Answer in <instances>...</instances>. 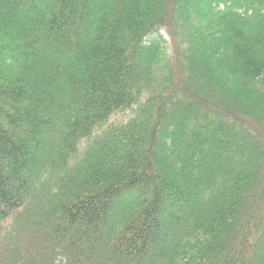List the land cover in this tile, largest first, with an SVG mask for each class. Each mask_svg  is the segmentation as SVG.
I'll return each mask as SVG.
<instances>
[{
  "label": "trees",
  "instance_id": "trees-1",
  "mask_svg": "<svg viewBox=\"0 0 264 264\" xmlns=\"http://www.w3.org/2000/svg\"><path fill=\"white\" fill-rule=\"evenodd\" d=\"M0 264H264V0H0Z\"/></svg>",
  "mask_w": 264,
  "mask_h": 264
},
{
  "label": "rangeland",
  "instance_id": "rangeland-1",
  "mask_svg": "<svg viewBox=\"0 0 264 264\" xmlns=\"http://www.w3.org/2000/svg\"><path fill=\"white\" fill-rule=\"evenodd\" d=\"M194 8H196V6H194ZM163 35L167 38V41H168V45H167V52L171 55L173 54V45L175 43V41L173 42L172 41V37H169L168 33L166 31H162ZM177 39V37H176Z\"/></svg>",
  "mask_w": 264,
  "mask_h": 264
}]
</instances>
